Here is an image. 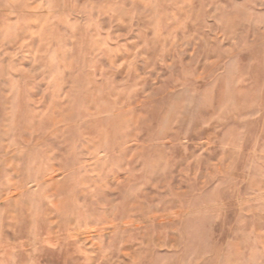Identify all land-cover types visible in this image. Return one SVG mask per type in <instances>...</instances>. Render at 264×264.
Masks as SVG:
<instances>
[{
    "label": "clouds",
    "instance_id": "1",
    "mask_svg": "<svg viewBox=\"0 0 264 264\" xmlns=\"http://www.w3.org/2000/svg\"><path fill=\"white\" fill-rule=\"evenodd\" d=\"M0 264H264V0H0Z\"/></svg>",
    "mask_w": 264,
    "mask_h": 264
},
{
    "label": "rangeland",
    "instance_id": "2",
    "mask_svg": "<svg viewBox=\"0 0 264 264\" xmlns=\"http://www.w3.org/2000/svg\"><path fill=\"white\" fill-rule=\"evenodd\" d=\"M59 175V174H58ZM55 178V177H54Z\"/></svg>",
    "mask_w": 264,
    "mask_h": 264
}]
</instances>
